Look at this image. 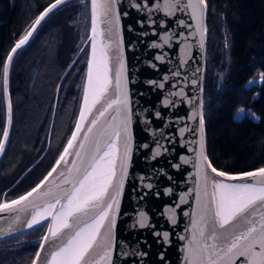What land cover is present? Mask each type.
Listing matches in <instances>:
<instances>
[{"label": "water", "instance_id": "obj_1", "mask_svg": "<svg viewBox=\"0 0 264 264\" xmlns=\"http://www.w3.org/2000/svg\"><path fill=\"white\" fill-rule=\"evenodd\" d=\"M68 1L70 0H64V3ZM88 1L91 23L86 42L89 43L90 48L76 123L84 107L85 89L88 88L89 104H91L94 92L105 84L106 76L107 91L92 107L91 113H87V119L79 121L82 126L81 131L78 133L77 140L74 141V147L69 149L70 154L65 156L66 162L62 161L56 172L42 186L41 191L50 192V195L41 197L37 202L41 205L45 202H53L52 197L55 196L61 199L62 204H65L67 202L66 193L71 192L74 186H78L79 180L83 179L85 169L91 170L93 153L98 157L107 151L106 145L115 139L114 131L120 129L121 136L115 145L113 166L116 175L113 177L112 186L109 187L103 199L96 202L97 207H89L80 214L79 225H76L73 220L71 221L73 228L65 229L64 232L72 233L77 227L91 223L109 203H112L114 197L116 203H113L109 211V220L112 217L115 218L111 238L106 236L109 228V220H106L100 228L93 248L89 250L82 264H191L187 249L195 248L197 242L212 243L207 237L213 230L215 220L213 197V193L216 192L215 182L222 180L228 184L252 183L257 187L264 184V177H249L244 180L217 177L210 168L206 167V163H201L199 156L201 139L203 140V152L211 161L204 114L208 43L207 0V9L201 20L193 16L192 7H185L189 0H179V10H172L174 14H169L170 9L166 6L165 0H117L115 13L119 16L118 21L111 13L104 16L103 9L98 7L95 42L101 54L100 64L93 61L92 0ZM102 2L103 0H98V3ZM179 21H184V24H180ZM41 23L36 26L35 31ZM158 56L162 59H157ZM12 61L7 74V94L4 91L6 118L8 99L11 100L12 105L10 91ZM89 61H93L91 87L88 85ZM118 71L122 87L127 92L128 112L131 116L129 124L131 151L126 162L125 173L121 171L124 106L113 104L103 116H99L100 111H103L107 104L115 100L119 94L116 88ZM4 80L3 74V89H5ZM120 98L123 100L122 95ZM165 101L168 103L166 104ZM156 113H159V116ZM201 115L204 120L202 133L199 123ZM97 117H99L97 124L92 126L91 133H87L91 120ZM12 125L13 105L5 150L10 139ZM181 129H184L183 133ZM85 133L89 137L88 140H84ZM81 141L84 143L83 148L80 147ZM95 141H99V152L96 151ZM4 152L0 153V160ZM76 152H79L80 156H77ZM181 157H184L187 162ZM111 158L113 157H108L106 160ZM211 164L217 171L226 172L232 176L264 167L242 172H229L217 168L212 161ZM54 166L56 162L52 168ZM204 174H207V180L204 179ZM121 180L122 187L117 191ZM148 185H151V188ZM59 209L60 204H57L53 214ZM32 212V207L28 206L18 213L2 214L4 219H0V241L39 226L34 225L32 228L25 226ZM202 215L207 218V227L203 237L198 233V229L203 226ZM17 216L18 219H16ZM252 219L258 221L259 213ZM51 222L52 217H49L47 221L41 223H47L42 237L48 232V225ZM194 222H196L195 227ZM164 232L169 233L167 241L163 239ZM66 240L67 236L62 234L44 242L43 249L39 245L37 251L40 252V258L36 264H47L51 252ZM106 251L111 257L110 261L107 258L102 259ZM162 255L163 258H161ZM208 255L206 253L201 257L202 264H207ZM220 255L222 253L217 252L211 255V259L216 260ZM35 259L36 255L33 260ZM247 261L248 258L245 256L235 255L231 258V264H247ZM218 264H225V260H219Z\"/></svg>", "mask_w": 264, "mask_h": 264}, {"label": "trees", "instance_id": "obj_2", "mask_svg": "<svg viewBox=\"0 0 264 264\" xmlns=\"http://www.w3.org/2000/svg\"><path fill=\"white\" fill-rule=\"evenodd\" d=\"M53 1L0 0V133L6 123L5 58ZM207 3L204 114L209 156L221 170L242 172L255 169L264 166V79L261 78L264 73V0H207ZM65 5L74 6V11H64ZM80 5L78 0H70L56 8L13 58L10 75L13 126L0 160V199L15 198L34 187L52 168L73 131L80 102L76 119L61 137H56L61 135L57 131L50 141L31 139L39 113L38 102L32 99L36 84L32 91L29 87L24 90L21 75L25 71L20 66L39 38L44 41L45 38L66 39L73 35L78 24H82L84 12L85 19L90 13L88 0L84 12ZM89 30L90 22L84 26V39ZM50 53V50L46 52L45 61L51 58ZM240 109L244 114L238 116ZM59 128V125L54 126L55 130ZM46 228L47 223H43L0 241V264H31Z\"/></svg>", "mask_w": 264, "mask_h": 264}, {"label": "snow or ice", "instance_id": "obj_3", "mask_svg": "<svg viewBox=\"0 0 264 264\" xmlns=\"http://www.w3.org/2000/svg\"><path fill=\"white\" fill-rule=\"evenodd\" d=\"M117 0H103L102 3H98V0H92V55H96V19H97V8L103 9V15L108 16L110 13L114 15L115 19L118 21L119 16L115 13V4ZM64 3V0H55L51 3L43 12L36 18L33 22L31 30L27 31L21 38L16 41L15 45L12 47L11 51L8 53L3 64V74L5 77V93L7 94V74L9 64L13 59V55L25 45L29 38L32 36L36 29V26L41 23L42 20L58 5ZM165 4L169 7V14H174L172 10H179V0H165ZM192 7L193 16L197 20H201L204 11L207 9L206 0H189L188 5L185 7ZM139 7V5H137ZM127 15V13H125ZM111 23V21H109ZM180 24H184V21H179ZM203 35V33H202ZM157 59H162L158 56ZM106 71V69H105ZM261 78L264 79V73L261 74ZM167 79V77H165ZM93 82V61H89L88 66V85L92 86ZM252 81H250L251 83ZM163 87V85H160ZM116 88L118 91V96L115 100L107 104L103 111H100L99 116H103L107 109L111 108L113 104H122L125 109V117L123 120V155L121 160V171L126 172L127 169V159L131 151V134L129 131V124L131 120L130 112H128V98L126 89L122 87L120 72H117ZM107 91V78L105 76V84L94 92L91 104H89V93L88 88L85 89L84 94V107H82L80 112L79 121L87 119V113H91L92 107L100 100L104 92ZM183 94L182 92L180 93ZM123 96L121 100L120 96ZM167 104L168 102L165 101ZM11 100H7V118L6 123L3 128L2 133H0V153L5 150V143L9 135V125L11 124ZM244 114V110L240 109L238 116ZM159 116V113H156ZM248 115H251L248 113ZM99 117L91 120L87 133H91L94 125L97 124ZM77 122L75 125V130L72 132L71 137L67 141L63 152L61 153L59 159L56 161V166L52 168L51 171L33 187L30 191L18 196L16 199H0V219H4V213H18L21 210L26 209L28 206L32 207L33 212L30 219L26 222L25 226L32 228L34 225H40L42 222L48 220L52 217V222L48 225V232L42 237V242L40 248H44V242L50 239L57 238L62 234L67 236L66 242H63L61 246L57 247L51 252L47 264H82L85 256L96 242L97 235L100 232V228L104 225L106 220H109V211L113 207V203H116L113 197L112 203H109L103 211L99 213L98 216L92 220L91 223H85L83 227H77L72 233H65V229L73 228V223L75 221L76 225H79L80 214L84 213L89 207H97L98 201H101L103 197L108 193V189L112 186L113 177L116 175L114 168L115 163V145L116 141L120 139L121 130L117 129L114 131L113 136L115 139L111 143H108L107 151L103 154L96 156L93 153L91 170L85 169L83 179L79 180L78 186H74L71 192L66 193V203L62 204L59 197H52L53 202H45L43 205L38 203L41 197L49 196L50 192H42V186L49 180V177L56 172L57 167L62 161H65V156L69 155V149L74 147V141L78 138V133L81 131V123ZM200 131H203V116L200 117ZM183 133L184 129L180 130ZM87 133L84 134V140H88L89 137ZM96 151L99 152V141H95ZM201 151L199 153L201 163H206V167L211 169L212 173H215L217 177H228L230 180H244L245 178H255L264 177V167L258 168L254 171L242 172L239 175H229L226 172L217 171L215 167L212 166L211 161L208 160L207 156L203 152V140L201 139ZM80 147H84L83 141L80 143ZM147 147V145H145ZM77 156H80L79 152H76ZM108 157H113L107 159ZM185 160L184 157H181ZM66 162V161H65ZM185 162H187L185 160ZM179 167V165H176ZM62 175V174H61ZM207 174H204V179L207 180ZM122 187L121 183L117 186L118 189ZM151 188V185H148ZM216 192L213 193L215 200V212H214V224L211 234L207 237L212 243H200L197 242L195 248L189 247L187 249L189 257H191V264H202L201 257L206 253L208 255L207 264H218V261L223 259L225 264H231V258L235 255L245 256L248 258L247 264H264V184L257 187L252 183H236L228 184L222 180H217L215 182ZM170 191V190H169ZM6 195V194H5ZM60 204L59 211L53 214V210L56 205ZM259 205V207H257ZM23 206V208L21 207ZM259 213V220L255 221L252 217ZM18 219V216L16 217ZM201 221L203 226L198 229L199 236L203 237L205 233V228L207 227V218L202 215ZM175 223V220H173ZM115 224V218L112 217L109 220V228L106 236L111 238V229ZM196 222H194V227ZM11 227V226H9ZM169 233H163V239L167 241ZM219 242V244L217 243ZM217 252L222 253L218 256L216 260L211 259V255ZM40 258V252H36V259L33 260V264ZM107 258L109 261L111 257L106 251L102 259ZM163 258V255L161 256Z\"/></svg>", "mask_w": 264, "mask_h": 264}, {"label": "flooded vegetation", "instance_id": "obj_4", "mask_svg": "<svg viewBox=\"0 0 264 264\" xmlns=\"http://www.w3.org/2000/svg\"><path fill=\"white\" fill-rule=\"evenodd\" d=\"M86 2L87 0H78L83 12L86 9ZM63 8L64 11L75 9L72 5H65ZM82 20L80 21L82 24H78L71 37L45 38L44 41L43 38H39L37 44L29 50L26 61L21 63L20 68L25 71V74L21 75L24 90L29 87V91H32L36 84L32 99L38 102L39 113L35 123L36 128L31 134V139L34 141L44 139L50 141L57 131L61 135L56 137H61L66 127L76 119L90 48L89 43L86 42L87 38L84 39L85 12ZM48 50L52 51L51 58L45 61ZM71 56L73 57L68 63ZM56 125L60 126L57 130L54 129ZM48 126H50L49 130Z\"/></svg>", "mask_w": 264, "mask_h": 264}, {"label": "bare ground", "instance_id": "obj_5", "mask_svg": "<svg viewBox=\"0 0 264 264\" xmlns=\"http://www.w3.org/2000/svg\"><path fill=\"white\" fill-rule=\"evenodd\" d=\"M95 44H96V55H95V57H93V61L95 63H97V64H100V62H101V54H100L97 42H95Z\"/></svg>", "mask_w": 264, "mask_h": 264}, {"label": "rangeland", "instance_id": "obj_6", "mask_svg": "<svg viewBox=\"0 0 264 264\" xmlns=\"http://www.w3.org/2000/svg\"><path fill=\"white\" fill-rule=\"evenodd\" d=\"M86 23H91V16H90V13H89V15L87 14L86 15V21H85Z\"/></svg>", "mask_w": 264, "mask_h": 264}]
</instances>
